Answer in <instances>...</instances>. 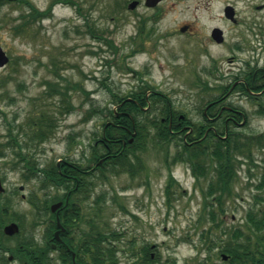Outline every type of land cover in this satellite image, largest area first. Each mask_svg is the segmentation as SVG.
<instances>
[{
	"label": "rangeland",
	"instance_id": "obj_1",
	"mask_svg": "<svg viewBox=\"0 0 264 264\" xmlns=\"http://www.w3.org/2000/svg\"><path fill=\"white\" fill-rule=\"evenodd\" d=\"M51 1L2 0L0 5V46L9 58L0 69V177L5 188L0 200L9 205L7 217L19 219L14 220L19 232L4 240L10 247L25 237L39 246L45 245V224L51 213L37 217L28 198L31 194L42 198L45 193L61 196L63 190L56 186L39 188L38 179L22 176L21 166L15 165L16 157L7 145V122L13 126L11 134L19 130L18 140L23 144L29 142L28 117L38 118L44 112L53 122L46 140L25 148L44 168L55 166L60 160L82 165L87 162L92 134L100 132L105 122V108L116 106L110 90L124 97L145 86L149 107L141 118L158 119L160 109L167 103L196 122L214 81L209 73L215 61L214 47L205 43L204 35L215 22L214 14H220L227 1L235 2L239 14H260L264 22V8H256L264 5V0H161L153 7L138 0L134 9L127 7L132 0H72L74 5L59 0L52 4L47 17L24 22V28L14 29L23 20L20 15L29 11L27 2L44 11ZM185 24L190 31L180 30ZM220 53L223 55V49ZM202 82L209 89L202 87ZM51 87L54 89L50 93ZM149 94L155 96L149 99ZM90 107L97 110L94 116H90ZM148 130V138L134 145L137 150L133 155L140 162L139 180L151 177L149 197L143 184L132 185L137 180L124 169L109 166L94 173L90 178L92 185L72 198L81 206V220L86 224L93 216L100 230L116 232V243L107 245L114 249L116 260L118 257L128 263L129 252L155 242L158 247L152 252L158 264H220L218 248L222 250L228 241L239 238L255 243L262 239L264 243V229L259 232L248 223L249 212L264 215V187L253 186L264 176L262 163L252 167L245 160H235L239 179L224 195L225 212H218L214 202L203 206L205 197L201 190L208 176H204L198 191L190 190L191 168L183 160L189 156L181 152V134L156 142L152 138L155 129ZM253 153L256 160L264 156L263 151ZM169 171L183 183L182 187L173 186L172 208L165 205ZM19 186L24 188L20 190ZM147 199L149 209L144 206ZM211 199L209 196L208 203ZM135 205L140 217L128 218L125 211L134 210ZM220 219V225L214 223ZM224 228L228 234L236 229L231 239L221 236ZM0 254L7 259L10 255L1 250ZM46 254L51 264L57 262L56 253L49 247ZM167 257L176 258L177 262L168 263ZM20 263L14 257L4 264Z\"/></svg>",
	"mask_w": 264,
	"mask_h": 264
},
{
	"label": "flooded vegetation",
	"instance_id": "obj_2",
	"mask_svg": "<svg viewBox=\"0 0 264 264\" xmlns=\"http://www.w3.org/2000/svg\"><path fill=\"white\" fill-rule=\"evenodd\" d=\"M256 8L262 10L264 5H256ZM213 19L215 20L214 24L204 35L205 43L214 47V66L209 70L214 81L210 87L209 98L200 109V116L194 122L185 114L177 113L168 107L166 114L160 113L161 116L153 120L160 121L172 133L182 131L181 137L188 149H198L199 144L205 143L202 148L208 153L213 152L212 155L193 157V160L185 157L183 160L191 168L190 190L198 191V186L203 184L204 176H208L209 180L205 182L204 189L201 190L205 197L203 206H212L214 202L216 210L224 213V195L229 194L239 179L236 176L235 160H245L252 167H257L256 163H262L264 166V156L261 155V160H256L253 153L255 150L264 152V22L260 14H239L235 2L228 1L221 7L220 14H214ZM253 24L258 27H253ZM180 29L184 32L188 29L190 31V26L185 24ZM221 49L224 51L223 55L220 53ZM204 83L202 82V87H205ZM121 105L122 103L116 105L111 114L105 110V122L101 133L103 136L105 135L108 124L114 125L123 132H115L114 137L105 135L104 148L99 149L98 154L94 157L86 156L87 162L84 165L66 160L56 163L58 173L62 175L61 179L68 181L71 188L67 190L60 187L65 198L63 201L58 200V202H62L61 205L54 212L50 211L51 217L45 224L44 233L47 232L48 224L54 225L52 231L49 232L51 236L45 238V244L57 255L55 264H92L91 244H87L90 241L88 239L95 235L94 238L98 239L100 247L105 248L109 245L108 235L111 232L116 235L114 231L100 230V226L93 216L90 217L87 224L81 220L83 216L81 206L75 200L72 201L71 206L62 210L70 195L73 198L78 193L85 191L87 186L92 185L90 178L99 169L105 171L106 167L119 166L129 176L137 180L132 181L133 186L137 187L143 184L147 197L151 194L153 185L151 177L145 176L144 178L147 179L142 181L137 177L141 169L138 156L133 155L137 147L135 148L134 145H131L132 142L128 141L136 128H134L133 117L128 111L120 108ZM124 117H128L131 124L121 123ZM112 119H117L118 123H114ZM193 130H197V132L191 134ZM93 145H97V142L94 141ZM186 150L182 146L181 152L184 155L187 154ZM238 163L242 164L239 161ZM210 168H212L211 172L208 171ZM247 173L251 175L248 169ZM246 177L248 179L253 176ZM261 177V181L253 184L256 188L264 187V176ZM181 181L169 171L165 184L166 207L172 208L170 194L174 193V185L182 187ZM79 183L82 185L80 189ZM246 183L249 186L250 182ZM182 189L183 192L186 191V189ZM209 196H212V199L208 203ZM146 201L147 204L144 206L149 209L148 199ZM136 206L134 210L125 211L128 218L140 217L138 213L140 209H136ZM257 213L259 215V212ZM65 216L70 219L68 223L64 222ZM56 219L59 220L61 228L57 226ZM222 222L220 219L214 223L220 225ZM248 223L253 227V222L248 220ZM56 233L58 238H56ZM234 233H236V229L228 234L224 228L221 231V236L225 235L231 239ZM113 239L110 242L111 246L112 243H116ZM234 241L235 239L228 242L226 240L224 249L226 246H233ZM157 247V243L150 242L140 249L129 252L128 263H122L117 257L116 264H158L157 257L152 252ZM220 250L221 248H218L220 264L225 262L234 264L231 262L233 260L231 254ZM207 251H211L210 248H207ZM123 254L125 253L123 252ZM8 259H14L13 254H10ZM166 261L176 263L177 259L167 257Z\"/></svg>",
	"mask_w": 264,
	"mask_h": 264
},
{
	"label": "trees",
	"instance_id": "obj_3",
	"mask_svg": "<svg viewBox=\"0 0 264 264\" xmlns=\"http://www.w3.org/2000/svg\"><path fill=\"white\" fill-rule=\"evenodd\" d=\"M22 1V0H19ZM59 0H52L49 4L48 8L44 11L37 10L34 6H32L29 2H27L28 5V13L20 15L22 17V21L14 26V29L19 30L24 28L23 23L25 22L28 24L29 21H35L38 18L41 17H47L50 13V9L53 3ZM65 3H71L74 5L75 3L72 2V0H60ZM2 4V0H0V5ZM144 20L141 21V24L139 25V28L143 29ZM89 31V30H88ZM92 32V31H90ZM109 42V41H108ZM110 44V42H109ZM145 85L148 87V85L145 83ZM205 87H207V84L204 83ZM54 87H51L50 93L53 92L52 90ZM56 89V88H55ZM146 89L145 86H139L138 89L134 90L132 93L121 97L116 93H113L110 90L111 93V99L116 102V105L121 103L123 100L127 99L129 97V100H126L120 108L128 111L132 119L134 120L135 128L137 129V135L134 137L133 142L131 145H135L137 141H142L145 138H148L147 134L149 132V127H153L155 129V134L152 138L156 140V142H166L169 141L172 137L175 135H180L183 132L180 131L179 133H172L167 128L164 127V125L160 121H154L150 120L148 117H142L144 115L145 111L142 109L143 107H147L149 105L148 99L146 98ZM58 90V89H57ZM149 99L151 97H154L155 95L149 94ZM164 101V100H163ZM168 107H171L169 104L164 103L162 108L160 109L162 111V115L166 114V111ZM73 108V105H72ZM172 108V107H171ZM105 110L111 114L112 108L106 107ZM103 111V110H100ZM90 116L95 115L97 113V110L95 107H90L89 110ZM28 131H27V137L29 142L24 144L18 140V134L19 130H17L15 134L12 133L13 126L10 122H7L8 124V132H10L9 137L10 140L7 142V145L10 146L11 153L15 155L16 162L15 165H19V167L22 171V176H24L27 179L36 178L39 181V188L46 189L48 187H54L57 188L64 187V189L69 190L71 188V184L68 181H63L61 179V174L58 173V168L55 166H49V168H44L40 166V163L37 162V160L32 156V153L29 152V150H25L27 146L31 145L33 147L36 146V142H41L47 139V135L53 130V122L46 118L45 113L42 112L38 115V118L32 119L31 117H28ZM114 123H118L117 119H112ZM124 125L131 124V121L128 117H124L121 121ZM115 132H123L119 128H116L114 125L108 124L105 129V135H112L114 137ZM197 130H193L191 134L196 133ZM105 135L97 131H94L92 134L93 143L91 144V152L90 157H94L98 154L99 149L104 148V138ZM180 140L183 141L182 137H180ZM94 141L97 142V145H93ZM30 143V144H28ZM205 145V143L199 144L197 147L198 149H188L187 145L183 143L184 150L187 151L188 158L191 159V157H197L199 155H206L207 152L204 148H202ZM120 146V145H119ZM186 148V149H185ZM210 155L213 154V152H209ZM82 185L79 183V189ZM74 193V192H72ZM65 194L63 195H55L52 196L50 194L45 193L44 197L39 198L36 194H31L28 198V201L31 206L35 208V214L37 217H39L41 214H46L49 209L48 205L50 203L56 202L58 200H64ZM72 196L70 195L68 197V202L66 206L62 209L65 210L69 206L72 205ZM8 209L9 205L0 200V250L1 252H9L10 254H13V256L16 259L20 260V264H51V261L49 257L46 254V249H48V246L45 244L44 246H39L33 239H29L27 237L23 238L21 242L17 243L15 246L10 247L6 243H4V240L9 238L8 236L5 237V235L2 232V227L4 224L17 220L18 218L10 217L8 218ZM13 212V211H12ZM14 214V213H13ZM210 218L213 219V214L210 212ZM249 221L253 222V228L257 231H261L264 229V215L257 216L253 213L248 214ZM62 220V219H61ZM69 217L65 216L64 222H69ZM54 228V225L48 224L47 232L44 235V238H48L51 235L49 232L52 231ZM262 235V234H261ZM95 235L91 236V239L87 244H91V261L92 264H116V258L114 249L110 246H107L105 248L100 247L98 239L94 238ZM115 236L112 232L109 235V243L111 242V239ZM260 239V238H259ZM221 251H226L231 254V257L233 260L231 262H234V264H264V243L261 239L257 240L255 243L249 242L248 240H240L235 239L233 246H226V249H222ZM7 258L5 254H0V264H4L7 262Z\"/></svg>",
	"mask_w": 264,
	"mask_h": 264
},
{
	"label": "water",
	"instance_id": "obj_4",
	"mask_svg": "<svg viewBox=\"0 0 264 264\" xmlns=\"http://www.w3.org/2000/svg\"><path fill=\"white\" fill-rule=\"evenodd\" d=\"M9 1H16V0H9ZM160 1L161 0H145L144 3L146 6L153 7L157 3H159ZM137 5H138V0H132L131 2L128 3L127 7L129 9H134ZM228 8H230V7H228ZM8 60H9L8 56L6 55L5 51L0 46V69L3 68L7 64ZM133 135H135V133H133ZM131 141H132V138L129 139V142H131ZM19 188L23 189V186H20ZM4 191H5V188H4V185H3L1 177H0V193H3ZM61 203L62 202H56V203L51 204L50 205V211L54 212L61 205ZM65 204H66V202H65ZM56 222H57V226L61 228V225H60L58 219H56ZM18 231H19V226L14 221H11V222L5 224L3 227V233L5 235H8V236H12V235L18 233ZM56 238H58L57 233H56ZM73 264H75V263H73Z\"/></svg>",
	"mask_w": 264,
	"mask_h": 264
}]
</instances>
